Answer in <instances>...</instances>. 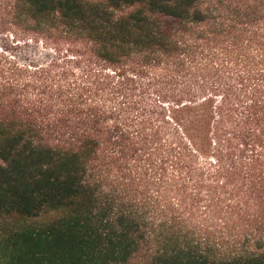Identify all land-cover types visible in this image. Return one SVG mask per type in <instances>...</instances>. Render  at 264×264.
Segmentation results:
<instances>
[{
  "label": "trees",
  "instance_id": "trees-1",
  "mask_svg": "<svg viewBox=\"0 0 264 264\" xmlns=\"http://www.w3.org/2000/svg\"><path fill=\"white\" fill-rule=\"evenodd\" d=\"M0 35V264H264V0H0Z\"/></svg>",
  "mask_w": 264,
  "mask_h": 264
},
{
  "label": "rangeland",
  "instance_id": "rangeland-1",
  "mask_svg": "<svg viewBox=\"0 0 264 264\" xmlns=\"http://www.w3.org/2000/svg\"><path fill=\"white\" fill-rule=\"evenodd\" d=\"M9 43V45L11 44V42L7 40V37L5 35H0V46H5ZM18 54H20L21 56H26V57H30V58H34L35 54H33L31 52V50H27V49H18L17 50ZM53 215V213H45L42 214L39 218H37L38 221H42V220H46L49 219L51 216Z\"/></svg>",
  "mask_w": 264,
  "mask_h": 264
}]
</instances>
